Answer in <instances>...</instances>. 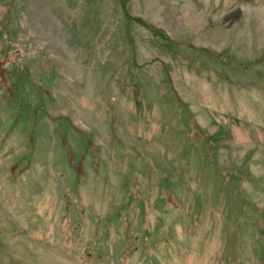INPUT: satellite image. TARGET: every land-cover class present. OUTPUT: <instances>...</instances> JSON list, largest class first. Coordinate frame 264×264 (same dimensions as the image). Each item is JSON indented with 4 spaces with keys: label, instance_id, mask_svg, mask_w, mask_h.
<instances>
[{
    "label": "rangeland",
    "instance_id": "1",
    "mask_svg": "<svg viewBox=\"0 0 264 264\" xmlns=\"http://www.w3.org/2000/svg\"><path fill=\"white\" fill-rule=\"evenodd\" d=\"M0 264H264V0H0Z\"/></svg>",
    "mask_w": 264,
    "mask_h": 264
},
{
    "label": "trees",
    "instance_id": "2",
    "mask_svg": "<svg viewBox=\"0 0 264 264\" xmlns=\"http://www.w3.org/2000/svg\"><path fill=\"white\" fill-rule=\"evenodd\" d=\"M0 82H4V81L0 78Z\"/></svg>",
    "mask_w": 264,
    "mask_h": 264
}]
</instances>
